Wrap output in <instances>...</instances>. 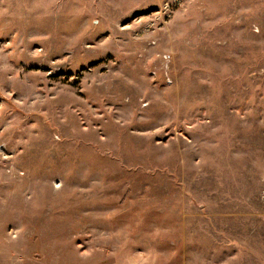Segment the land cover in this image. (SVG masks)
<instances>
[{"label": "rangeland", "instance_id": "rangeland-1", "mask_svg": "<svg viewBox=\"0 0 264 264\" xmlns=\"http://www.w3.org/2000/svg\"><path fill=\"white\" fill-rule=\"evenodd\" d=\"M0 264H264V0H0Z\"/></svg>", "mask_w": 264, "mask_h": 264}]
</instances>
